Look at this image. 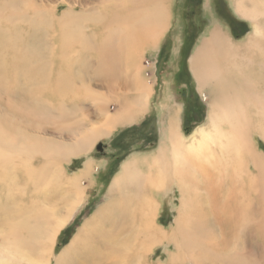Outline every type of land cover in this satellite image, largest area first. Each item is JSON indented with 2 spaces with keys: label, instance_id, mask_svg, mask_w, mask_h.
Returning <instances> with one entry per match:
<instances>
[{
  "label": "bare ground",
  "instance_id": "6f19581e",
  "mask_svg": "<svg viewBox=\"0 0 264 264\" xmlns=\"http://www.w3.org/2000/svg\"><path fill=\"white\" fill-rule=\"evenodd\" d=\"M227 2L249 33L234 41L204 0L188 58L206 119L185 129L163 92L156 146L105 183L94 149L151 113L145 57L179 44L174 1L0 0V264H264V0Z\"/></svg>",
  "mask_w": 264,
  "mask_h": 264
},
{
  "label": "rangeland",
  "instance_id": "374dc122",
  "mask_svg": "<svg viewBox=\"0 0 264 264\" xmlns=\"http://www.w3.org/2000/svg\"><path fill=\"white\" fill-rule=\"evenodd\" d=\"M173 1L174 5L171 8L173 19L178 15L182 22L180 24V42L175 45L173 35H171L172 33H168L158 51L150 52V54H146L145 57L146 62L149 64L155 63L154 73L156 79L153 85L154 95L150 103L151 113L143 118L144 121L139 120L135 125L124 128V130L119 128L115 138L109 140L111 141L110 144L109 142L101 141L97 143L94 149L93 157H101L103 159L106 157L112 160L110 165H108V170H106L103 180H101L105 181V183L109 182L108 178L119 170L123 160L130 154L141 151L146 153L156 146L159 139L158 119L161 117L159 113L161 109L155 108L154 106L158 105V101H160V96H162L161 94L163 92L173 93L171 100L173 99V102H180L183 108L181 114L183 120L182 125L185 129L191 130L196 123L200 124L206 119V106L204 100L201 95L198 94L196 85L188 68V58L198 38L205 32L204 30L209 25V20L205 19L203 15L204 11L202 5L204 0ZM212 3L213 9L217 13L219 20L226 24L227 31H229V34L233 35L234 41H239L249 33L250 26L248 22L234 16L227 0H212ZM91 87L99 90L103 89L101 88L102 86L99 88L96 87V85H92ZM160 112L162 113V111ZM107 151L109 153H107ZM82 161V159L73 160L68 166V172L71 174L72 172H76V170L82 166ZM100 198L101 195H97V197L91 200L70 222L62 234L59 244L55 247L56 252L70 241L78 227L90 216L93 209L100 203ZM175 200L177 199L175 198ZM174 210L175 209L172 207L165 206L161 220L164 226H170L172 223L175 216ZM153 256L152 261L159 257L162 260L165 259L162 248H158Z\"/></svg>",
  "mask_w": 264,
  "mask_h": 264
}]
</instances>
